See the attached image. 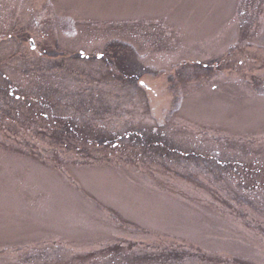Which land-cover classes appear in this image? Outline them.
Wrapping results in <instances>:
<instances>
[{
  "label": "rangeland",
  "instance_id": "1",
  "mask_svg": "<svg viewBox=\"0 0 264 264\" xmlns=\"http://www.w3.org/2000/svg\"><path fill=\"white\" fill-rule=\"evenodd\" d=\"M0 264H264V0H0Z\"/></svg>",
  "mask_w": 264,
  "mask_h": 264
}]
</instances>
